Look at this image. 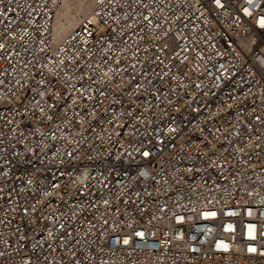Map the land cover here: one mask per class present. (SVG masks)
I'll return each mask as SVG.
<instances>
[{"label": "built area", "instance_id": "built-area-1", "mask_svg": "<svg viewBox=\"0 0 264 264\" xmlns=\"http://www.w3.org/2000/svg\"><path fill=\"white\" fill-rule=\"evenodd\" d=\"M0 0V264H264V0Z\"/></svg>", "mask_w": 264, "mask_h": 264}, {"label": "bare ground", "instance_id": "bare-ground-1", "mask_svg": "<svg viewBox=\"0 0 264 264\" xmlns=\"http://www.w3.org/2000/svg\"><path fill=\"white\" fill-rule=\"evenodd\" d=\"M86 16H92L89 0H63L53 16L52 36L54 41L76 27Z\"/></svg>", "mask_w": 264, "mask_h": 264}]
</instances>
